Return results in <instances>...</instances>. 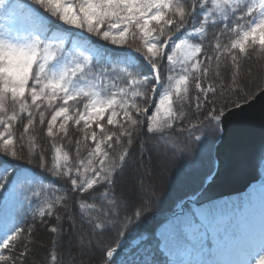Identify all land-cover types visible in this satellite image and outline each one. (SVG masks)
Masks as SVG:
<instances>
[{"label": "snow or ice", "instance_id": "6c2138e0", "mask_svg": "<svg viewBox=\"0 0 264 264\" xmlns=\"http://www.w3.org/2000/svg\"><path fill=\"white\" fill-rule=\"evenodd\" d=\"M244 2L245 0H80L73 6L63 0H0V110L7 117L0 119V126L3 127L0 132V201L4 205L10 201L15 202L21 193L41 201L32 211L35 219L29 227H18L6 238L0 239V264H31L32 245L40 225L45 226V231L52 237V248L56 249L55 254L52 251L49 253L50 264H57L59 259L57 248L64 238V217L60 210L69 207L68 194L61 193L50 200L46 195L47 185L34 183L13 167L14 161L23 160L29 164L35 162L36 152L25 143L26 137L22 132L32 130L35 124L33 108L42 113L40 106L45 100L49 106L54 101H60L55 105L59 111H55L50 118V137L54 136L52 128L57 125L58 118L67 116L68 122H71V113L75 111L80 115L77 126L86 124L92 130L91 144L96 146L99 143L101 146L97 151L108 149L110 152L108 146L120 140V137L124 138L120 140L122 151L107 175L100 174V170L95 169L91 180L77 181L72 178L70 169H65L63 173L69 180L72 191L82 194L76 207L85 222L93 225L100 233L111 234L114 222H109L105 227L95 217V213L114 214L124 221V226L115 233L116 238L100 251L101 264H264V233L257 252L249 245L250 234L245 213L229 208L227 203L220 202L222 200L193 199L191 204L181 200L162 219L151 227H146V213L139 206L133 208L130 214L125 212L121 215V209L126 208L128 202L116 189V178L128 164L137 131L154 136L157 148L166 147L169 154L180 156L192 149L199 152L206 136V127L214 126L222 135L223 108L216 106L213 97L220 96L225 90L238 93V78L244 70L243 61L251 59L257 47L264 53V0H252L242 7ZM31 4L38 5L69 29L84 33L90 42L95 38L117 48H129L142 54L154 70V76L144 75L138 69L121 62L115 63L104 70L103 76L94 75V79L101 81V91H94L95 95L88 100V95L93 92V87H90L84 99H81V92L85 90L74 91L73 81L78 74L94 72L89 70L93 68L94 56L98 55L96 47L92 43L70 40L67 33L59 31L53 32L51 37L41 35L49 29L33 14ZM200 7L205 9L203 17L198 23H193V14ZM6 25L8 35L4 31ZM186 26L191 27L192 33L199 38H185L175 43V49L189 52L186 66H182V75L175 81L174 88L170 83L174 78L171 75L167 77L169 88L159 98V107L155 106L157 115H148L147 106L143 104L144 107H141L135 102L130 104L124 97H129L130 92V98L143 96V100L149 99L148 91L152 82L161 79L159 66L165 58L166 47ZM216 26L223 31L211 32L213 42L206 45L210 31ZM12 33H15V38ZM208 46L230 63V88L223 84L217 87V81L212 79H209L212 81L210 84L202 83V75H209L207 65L210 58L202 62L199 54L203 51L205 55V47ZM64 58L67 59L62 69L49 70V66L54 64L51 61ZM211 59L216 60V57ZM68 61H71V66ZM167 62L168 65H175L173 55L167 56ZM216 65V74L220 76L223 74V66L219 60H216ZM173 70L169 67L168 72ZM192 72L197 73V95H186V85ZM108 73L115 75L110 76ZM105 81L111 91L106 98H101ZM120 81H126V84L119 88L123 98L117 101L112 89ZM173 95L179 97L177 106L187 98L195 112L207 116V121L196 120L195 114L189 118L188 113L178 112L177 106L174 111ZM262 97L264 88L258 91L256 99ZM77 100L80 103L74 108L67 107L70 101L73 104ZM60 104L65 106L60 107ZM161 109L167 117L163 121L157 118ZM9 112L11 115H8ZM121 112L123 121L118 119ZM23 113L27 115L24 116ZM142 116L145 118L141 119ZM148 116H151V122L148 121ZM186 119H190L189 127H181L178 132L177 122L184 125ZM14 121H19V128L12 131L10 129L13 128ZM113 125L115 127H109ZM66 126L60 125L62 129ZM113 128L120 129L119 135L109 131ZM98 133L106 135L98 137ZM180 138L182 142L176 144L174 141ZM55 151L63 152L60 147L55 148ZM192 163L199 166L195 160ZM221 163L218 159L214 160L216 175L219 174ZM260 165L264 166V155ZM38 167L57 178L62 175L60 164L52 166L42 155ZM214 180L215 177L213 182ZM261 186L264 187V184ZM98 199L103 203H97ZM103 204L110 206L109 212H103ZM45 221L48 223L45 224ZM253 253L254 258L250 261L249 256ZM235 254H239L241 258H226Z\"/></svg>", "mask_w": 264, "mask_h": 264}, {"label": "trees", "instance_id": "16d2710c", "mask_svg": "<svg viewBox=\"0 0 264 264\" xmlns=\"http://www.w3.org/2000/svg\"><path fill=\"white\" fill-rule=\"evenodd\" d=\"M63 2L75 5L80 2V0H63ZM252 0H245L242 7L250 4ZM31 9L33 14L45 24L49 31L46 33H41V35L46 37H51L53 32L59 31L67 33L69 39H77L81 43H92L96 47L95 51L98 53L97 56H94V65L93 68L89 71H94L93 73H87L80 75L78 74L76 79L73 81V90H85L81 92V99H84L87 94V90L90 87H93L92 94L88 95V100H91L95 95L94 91H101L100 83L98 79H94V75L98 74L100 76L104 75V70L111 68L115 63L121 62L123 65L138 69L142 74L149 77L154 76L153 71L149 67L148 62L143 58L142 54L137 53L135 50L129 48H117L113 45L104 43L99 40L92 39L89 41V38L84 34L80 33L76 29H69L67 26L63 25L61 22L56 20L54 17H51L38 5L31 4ZM205 9L203 7L197 8L193 14V23H198L204 14ZM227 11V9H226ZM213 19H216L215 17ZM5 35H8L9 29L7 25L4 29ZM223 31V29L216 26L210 31L208 40L205 41L206 45H210L213 42V36L211 32ZM176 35L177 38L169 42L168 46L165 49V58L159 66L160 81L159 84L154 80L148 91L149 99L143 100V96L140 97H124L131 104L133 102L138 103L141 107H148V115H154L155 106H157L159 98L166 94L169 88V82L167 77L171 75L174 79L170 82L172 87H175V81L180 78L182 75V66H186L185 62L175 63V65H168L167 56L172 55L175 52V43H178L181 39H192L196 40L199 37L192 33L191 27L186 26L185 29H182ZM12 37L15 38V33H12ZM128 39V37H126ZM223 38H221V42ZM251 50V49H250ZM201 56L202 62L204 60H209L207 65L209 69V75L203 77L202 83L210 84L211 80L217 81V87H220L222 84L226 85L228 88L232 86L231 84V74L230 69L231 65L226 58H222L217 55V52L212 47H205V56L204 52L199 54ZM211 57H216V60H219L222 67V75L217 76V65L216 60H212ZM63 60L51 61L54 63L49 66V70L59 71L64 65ZM71 66V61L67 62ZM169 67H172L174 70L168 72ZM244 70L242 71L240 77L238 78V87L240 91L229 92L225 90L218 97H213L216 100V106L223 108V113L227 110L236 107L242 103H245L251 100L261 88H264V53L257 47L253 52L252 58L243 61ZM86 71H88L86 69ZM108 75H115L114 73H108ZM197 73L192 72L191 77L186 85L188 88V93L186 95H197L196 92V77ZM105 85L102 86L101 98H106L111 89L107 85V81L104 82ZM115 83V82H114ZM126 84V81H120L115 88L112 89V94L115 95L116 100L119 101L123 94L119 93V88L123 87ZM130 88L131 85H128ZM50 91V90H49ZM154 94H157V98L153 106L151 102ZM183 94V93H182ZM127 95V94H126ZM152 97V98H151ZM123 98V97H122ZM193 96V100H194ZM60 101H54L52 106H49L47 100L41 102L42 113L36 108H33V118L35 124L32 127L30 132H22L25 135V143L32 148L33 152H36L35 162L29 164L26 161H14L13 167L22 175L28 177L34 183H40L47 185L46 195L48 198L55 199L61 193L68 194L67 204L69 207L61 209V215L64 217L63 221V231L64 238L60 242L59 247L57 248V253L59 259L57 264H101L100 261V251L111 243L112 240L116 238L115 233L121 227L124 226V221L119 216L116 215H103L100 212L95 213V217L104 224L105 227L109 222H114V228L111 234L109 233H100L93 225L85 222L84 217L81 215L80 211L76 207L78 201L81 200L82 194L72 191L69 180L63 174L65 169H70L72 178L77 181L91 180L93 178V170L99 169L100 174L107 175V171L114 166L116 163V157L119 156L122 151L123 145L120 140H123V137H120V140L114 141L113 145H109L110 152L108 149L103 151H97V148L101 147L99 143L96 146L91 144V131L87 128L86 124H81L77 126V121L80 119L75 111L71 113L73 119L71 122H68L67 116L63 119L58 118L57 125L52 128L54 136L50 137L48 135V129L50 127V118L55 114V111H59V108H56V104ZM87 103V101H85ZM179 102V97L173 95L172 103L173 110ZM67 105L69 108H74L76 104L80 103L79 100L69 102ZM144 104V105H143ZM65 105L60 104V107ZM32 110V109H30ZM177 110L180 113H188L189 118L195 114L196 120L207 121V116H201L200 113L195 112L192 105L187 102V98L177 106ZM206 110V109H205ZM120 111V109H117ZM83 114V113H81ZM11 115V112L8 113ZM22 115L26 116L27 113ZM144 119L145 117H140ZM0 119H7L3 114V110H0ZM119 120L123 121L124 117L121 112V115L118 117ZM148 121L151 122V116L147 117ZM167 119V117L165 118ZM164 119V120H165ZM23 121L21 126L23 128ZM190 119H186L184 125H180L177 122V131H180V128H188ZM66 124V128H61L60 125ZM109 127H115L109 126ZM19 128V121L13 122V128L10 129L15 131ZM3 131V127L0 126V132ZM109 131L116 132L118 135L120 133L119 128H113ZM206 136L203 138L202 144L200 145V150L197 152L195 149H192L189 152L184 153L183 156L179 154H169V149L166 147H156L155 137L149 135L146 132L137 131L134 136V143L132 145V152L128 158V164L125 169L117 176L116 178V189L119 194H123L126 198L128 204L126 208L121 209V215L125 212L128 214L131 213L132 209L139 206L143 212L146 213L145 222H147L146 227H151L160 219L163 218L173 207L174 204L181 200H185L189 204L191 202L187 201L190 197L195 196L201 191L205 186L208 179L215 171L214 160L215 159V146L220 138V133L215 129L214 126H208L205 128ZM98 137L106 135V133H98ZM15 141V136H13ZM176 144L182 142V138L174 141ZM60 147L63 152L55 151V148ZM158 153V154H157ZM41 155L48 160L49 164L55 166L59 163L61 168L60 171L62 175L60 178H57L55 175H52L45 169L38 167L41 159ZM160 155L164 157H169L171 164L177 168L172 173H170L169 179L172 178V175L176 176L178 173H183L184 181H181L180 184H175L171 189H163L161 191L158 188L153 187L155 183L161 182L160 179L155 177L154 174H151V167H153V162L159 161ZM70 157L68 160L67 158ZM197 161L199 166L193 164V161ZM147 161L150 164V175L152 178L144 177L140 175L139 168L144 166V162ZM132 167V168H130ZM156 167V166H155ZM157 168V167H156ZM133 169V170H132ZM264 171V166H263ZM211 173V175H210ZM129 174V177L132 176L137 179L138 188L141 191L139 196L130 197L125 195L124 186L125 184L120 182V179ZM148 180H151L150 182ZM128 182L133 183L132 179H128ZM127 182V183H128ZM152 183V185H150ZM154 183V184H153ZM262 184H264V176L262 179ZM203 185V187H202ZM170 190L171 192H168ZM160 191V192H158ZM95 195V194H94ZM221 203H227L229 208H236L241 212L245 209H248L251 206V203L247 199V195H237L233 197L220 199ZM41 201H38L37 198L31 197L30 195L21 193L18 195L15 202H9L7 205H4L0 201V239L6 238L18 227H29L34 222V217L32 216V211L39 206ZM97 203H103L102 200H97ZM110 211V206L108 204H103V212L107 213ZM252 213H247L245 215L246 225L250 223V216ZM48 221H45L47 224ZM46 235L45 244L41 247L37 244L38 241H41V234ZM75 237H74V236ZM101 238V242H98L96 239ZM81 244V249L84 251L79 252L74 246L70 247L72 243ZM79 239V240H78ZM52 237L45 231V226L40 225L35 232V240L32 245V260L31 264H50L49 253L52 251L53 254L56 253V249L52 248L51 243ZM81 240V241H80ZM96 240V242L94 241ZM65 248V249H64ZM67 248V249H66ZM64 250V251H63ZM98 251L97 254L95 251ZM69 251V255H65V252ZM68 256V257H67Z\"/></svg>", "mask_w": 264, "mask_h": 264}, {"label": "water", "instance_id": "95a60500", "mask_svg": "<svg viewBox=\"0 0 264 264\" xmlns=\"http://www.w3.org/2000/svg\"><path fill=\"white\" fill-rule=\"evenodd\" d=\"M256 95L224 113L223 133L215 146V158L222 162L219 174L215 169L204 188L187 201H214L259 187L264 175V97Z\"/></svg>", "mask_w": 264, "mask_h": 264}, {"label": "rangeland", "instance_id": "374dc122", "mask_svg": "<svg viewBox=\"0 0 264 264\" xmlns=\"http://www.w3.org/2000/svg\"><path fill=\"white\" fill-rule=\"evenodd\" d=\"M172 55H173L176 63H182V62L186 61V58L189 55V52L185 49H175V52ZM157 107H159V102H158ZM155 115H157L156 111H155ZM165 117L166 116L164 115V110L161 109V112L157 118H158V120L163 121L165 119ZM160 156L161 157L159 158V161L157 160L156 162H153V167H151V174H154L155 177H157L161 181V182H158L155 184L153 183L154 184L153 187L155 186V188H158L161 191H163V189H168V188L171 189L172 187H174L173 186L174 183L180 184L181 181H184L185 177L183 176V173H178L176 176L172 175V178L169 179L170 173H172L174 170H177V168L171 164V160L169 157H164L162 155H160ZM144 163L145 164H144L143 168L142 167L139 168V172H140L139 174L144 176V177H148L149 179H151L152 175H150V172H149L150 164L147 161H145ZM130 168H132V167H130ZM130 175H132V176L129 177V174H126L120 179L121 183L125 184V182H126V185L124 186L125 195L127 197L128 196L130 197L131 195H133L134 197L139 196L141 191L138 188L137 179L135 177H133V174H130ZM129 178L133 180L132 184L130 182H128ZM148 181L150 182L151 180H148ZM150 185H152V183H150ZM167 191L171 192L170 190H167ZM158 192H160V191H158ZM247 196L249 197V200L252 203V206L248 209L243 210L242 212H244L245 215L248 212L252 213L250 216V218H251L250 223L246 226H247V229H248L249 234H250L249 245L252 249H254L258 252L260 242H261V236H262V233H264V188L261 187L259 190L252 192ZM46 237L47 236L44 235L43 233L41 234V241L37 242V244L40 247L45 244ZM96 240L98 242H101L102 239L98 238ZM96 240H94V241L96 242ZM73 246L79 252L84 251L83 248L81 249V244L77 243V239L75 240V243H72L70 245V247H73ZM66 253H67V255H69V258H70L69 251H66L65 255H66ZM234 256H235L234 258H231V257H226V258H230V259H234V260H238L241 258V256L239 254H235ZM253 258H254V253L250 254L249 260L251 261Z\"/></svg>", "mask_w": 264, "mask_h": 264}, {"label": "bare ground", "instance_id": "6f19581e", "mask_svg": "<svg viewBox=\"0 0 264 264\" xmlns=\"http://www.w3.org/2000/svg\"><path fill=\"white\" fill-rule=\"evenodd\" d=\"M97 254L99 253L97 250L95 251Z\"/></svg>", "mask_w": 264, "mask_h": 264}]
</instances>
